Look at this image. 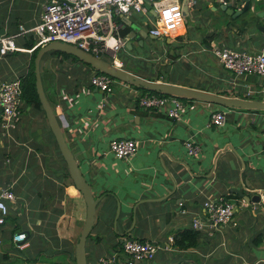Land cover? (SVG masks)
Here are the masks:
<instances>
[{
    "label": "crops",
    "instance_id": "1",
    "mask_svg": "<svg viewBox=\"0 0 264 264\" xmlns=\"http://www.w3.org/2000/svg\"><path fill=\"white\" fill-rule=\"evenodd\" d=\"M47 1L0 0V36L16 32L20 24L35 25ZM227 1L234 9L245 3ZM199 3L209 9L207 14L200 13ZM223 6L222 0H197L192 10L200 13L197 30L192 31L185 18L183 22L174 16L173 34L168 37L150 36L149 26L157 18L150 11L116 16L124 28L138 30L135 37H127L132 48L125 46L122 56L158 60L156 56L162 55L159 57L164 60L170 54L183 64L184 75L185 70L197 75L187 82L130 64L129 71L216 94L264 100V77H236L212 51L215 45L260 51L264 32L258 26H264V0L255 10L236 18ZM149 37L161 38L170 46L158 48ZM46 60L56 67L51 85L58 93L52 97V105L57 113L62 112L66 139L100 198L87 240L89 264H103L102 258L110 260L114 254L118 261L111 264H127L121 252L127 239L160 245L155 259L137 264H264V110L187 99L182 100V118L174 120L141 107L142 88L119 80L115 93L107 95L91 87L94 68L57 56ZM6 61L0 56V85L5 81ZM82 66L90 78L89 91L81 96ZM64 73L68 78L61 80ZM60 82H67L66 88L72 85L71 89L67 91ZM249 88L254 92L247 97ZM26 109L39 116L42 113L43 119L38 117L34 126L20 124L12 132L13 138L3 136L0 128V192L11 185L15 194V200L7 201L9 215L0 224V264H76L75 250L86 222L87 204L68 175L45 114ZM215 111L226 112L223 126L210 125ZM113 138L138 140L137 153L128 159L116 158L109 147ZM188 139L201 144L202 156L188 154L184 144ZM235 190L249 197L259 193L262 200L248 202ZM220 196L235 204L237 224L220 225L212 231L207 227L199 230L197 246L175 247V234L194 229L193 218L206 217L204 202ZM20 231L28 235L25 248L13 240Z\"/></svg>",
    "mask_w": 264,
    "mask_h": 264
},
{
    "label": "built area",
    "instance_id": "2",
    "mask_svg": "<svg viewBox=\"0 0 264 264\" xmlns=\"http://www.w3.org/2000/svg\"><path fill=\"white\" fill-rule=\"evenodd\" d=\"M222 2L229 3L227 0ZM182 3L183 0H48L35 25L27 27L20 24L16 32L0 36V56L16 51L32 53L50 42L59 40L80 47L100 58L108 56L112 59L110 61L112 64L124 68V61L119 58V54L125 48L127 39L119 34V29L123 25L118 23L116 16L147 14L149 10L146 4H150L159 15L155 23L151 21L150 35L168 37L173 34L170 29L174 25V16H178L184 22ZM196 4L197 0H189V12ZM27 36L33 38V46L30 49L22 48L19 44V39ZM212 51L223 67L236 77L245 75L264 77V47L260 51L251 52L247 49L215 45ZM119 80L94 68L90 84L103 93L112 95ZM253 92L254 90L249 88L246 96ZM22 94L20 78L3 81L0 85V128L3 136L13 138L12 132L20 126ZM138 102L141 107L165 114L174 120H180L185 109L181 98L164 94L145 92L139 95ZM61 114L62 112H58V117ZM226 120L225 111H215L211 115L210 125L220 127ZM184 144L189 155L195 158L202 156L203 148L197 141L188 139ZM138 145V140L134 138H113L109 147L116 158L128 159L137 153ZM9 200H15L11 185L4 187L0 192V224H4L6 216L9 215L7 204ZM204 211L205 219L193 218L192 225L196 230L208 227L212 231L220 225L237 224L234 219L235 204L224 196L207 199L204 202ZM13 240L20 248L28 246V235L25 231L17 232ZM159 248V244L149 240L127 239L122 242L121 252L126 257L127 264H137L155 259ZM117 256L114 254L110 260L102 258L101 261L103 264L115 263L118 261Z\"/></svg>",
    "mask_w": 264,
    "mask_h": 264
},
{
    "label": "water",
    "instance_id": "3",
    "mask_svg": "<svg viewBox=\"0 0 264 264\" xmlns=\"http://www.w3.org/2000/svg\"><path fill=\"white\" fill-rule=\"evenodd\" d=\"M244 2L245 3L243 7H241L240 9L232 8V4L229 3L224 4L223 9L227 12V14L236 18L245 12L255 10V7L260 4V0H244ZM146 8L154 16H159L158 13L153 8H151L150 4H146ZM181 10L182 15L184 17L189 14V0H183ZM123 20H125V18H123ZM258 29L264 32L263 25L258 26ZM137 33L138 30H135L133 28H124L122 26L119 29L120 36L126 39L127 37L129 39L135 37ZM144 35L149 34H147V32H144ZM126 46L132 48L131 40L126 43ZM53 50L71 54L79 58L81 61L90 64L93 68L97 69L98 71L109 74L117 79L128 82L132 85L143 87L144 89H147L149 91H156L164 95L175 96L178 98L206 100L216 104L224 105L226 107L264 110V100L246 99L241 97L221 95L177 83L158 81L151 78H146L141 74L131 72L125 68H119L112 64L109 60L97 57L92 53L81 49L80 47L59 40L50 42L45 46L39 48L35 57L37 92L42 103L43 109L45 111L51 131L54 134L59 150L68 166L71 178L75 183L76 188L79 189V191L83 194L84 200L87 204L86 222L75 250L76 264H89L87 257V240L97 218V206L99 204L100 198L95 196L92 186L83 174V171L76 159V156L66 139L60 119L53 105L49 101L45 90L43 75L41 71V63L45 54ZM235 191L239 192L248 202L253 200L255 202L260 203L262 200V196L259 193L255 197H249L239 190Z\"/></svg>",
    "mask_w": 264,
    "mask_h": 264
},
{
    "label": "trees",
    "instance_id": "4",
    "mask_svg": "<svg viewBox=\"0 0 264 264\" xmlns=\"http://www.w3.org/2000/svg\"><path fill=\"white\" fill-rule=\"evenodd\" d=\"M19 44L21 45L22 48L25 49H30L33 46V38L30 36L20 38L19 39ZM39 50V49H38ZM38 50L33 51L32 53L26 52V51H16L15 53L7 54L3 56V58L8 59L5 63L8 65V69L3 72L4 79L6 80H11L14 78H20L22 81V88H23V94H22V108H31L32 110L43 112L45 114V111L43 109L42 103L40 101L38 92H37V87H36V74H35V57L37 55ZM51 56H60L65 59H74L76 61H81L79 58L65 53L61 51H50L45 56L43 57L42 63H41V71L43 67V61H45L48 57ZM119 58L123 59L124 56L122 54H119ZM83 62V61H82ZM85 63V62H84ZM87 64V63H85ZM91 66L90 64H87ZM124 67L127 70H130L129 63L124 59ZM43 75V71H42ZM53 77V76H52ZM55 77V76H54ZM53 77V78H54ZM68 78V74L64 73V77L60 78L61 80H66ZM56 79V77H55ZM43 80L45 83L46 76L43 75ZM62 83V82H60ZM64 85L63 88L70 90L72 85L69 87H65L68 83L63 82ZM45 85V90L47 93V96L49 98V101L51 104L54 103L52 101V97L55 99L57 96V91L55 90L54 86L51 85V89L47 88L46 84ZM62 85L60 84V88ZM139 88L144 89L143 87L137 86ZM145 92H150V93H155L159 95H163L160 92L156 91H149L147 89H144ZM183 101H186V98H181ZM54 107V106H53ZM46 117V114H45ZM47 118V117H46ZM56 142V140H55ZM57 144V142H56ZM58 146V145H57ZM59 148V147H58ZM60 152V150H59ZM61 154V152H60ZM62 156V154H61ZM68 175L70 176L69 170H67ZM227 199V198H226ZM200 234L201 232L199 230L195 229H185L182 231H179L178 233L175 234L174 236V246L180 249H188L194 246H197L199 244V239H200Z\"/></svg>",
    "mask_w": 264,
    "mask_h": 264
},
{
    "label": "rangeland",
    "instance_id": "5",
    "mask_svg": "<svg viewBox=\"0 0 264 264\" xmlns=\"http://www.w3.org/2000/svg\"><path fill=\"white\" fill-rule=\"evenodd\" d=\"M199 6H202V4L199 3ZM203 12H205L207 14L209 12V9L203 8V6H202L200 13L203 14ZM200 13L197 10L196 11L194 10L193 12L190 10L189 14L185 17L188 27L190 29L193 28L192 31H196L197 30L196 27L200 23V18H199ZM149 39L152 40V44L154 46L158 47V48L164 49L165 47L168 48V46H170L168 43H165V41L163 39H161V38H156L155 39V38L149 37ZM161 45H163V46H161ZM165 50L167 51V49H165ZM159 56L162 57V55H157L156 56L158 58V60H154V59L149 60V59L144 58V57L137 58V57H135V56H133L131 54H127V55H124L123 60L125 59L130 65L135 66L137 69H139V68L149 69L153 73L165 74L166 76H175V78H178V79H181V80L187 81V82H192L193 81V77H195V75H197L196 72L192 73V71L185 70V69L184 70H185L186 74L184 75V73H183V64L182 63L179 64L178 62H175V60H173L174 58H170V54L165 56L164 60H162L163 57L160 58ZM103 58L106 59V60L112 61V59L110 57H108V56H103ZM80 62H82V61H80ZM166 62H169V63H166ZM82 63L85 64L84 62H82ZM85 65L87 67H90V68L92 67V66H89L87 64H85ZM83 66L81 68L82 71L80 70V72H81L80 85L82 86V89H83V93L81 94V96L85 95L84 93L89 91L87 80H89V78H90L89 72L86 69H83ZM52 69L56 70L55 64H54V67H52L51 65L48 64L47 60L43 61L42 71H43V75L46 76L45 84H46L47 88L49 89V91L51 89L52 74L54 73L52 71ZM67 93H69V92H67ZM31 114L32 113H30L29 110L23 109V111H22V121H21L20 124L25 126V127H29L31 124L34 126L38 122L37 121L38 117L39 118L42 117V119H43L42 113L40 114V116H39V114H32V115ZM59 118L62 121L61 122L62 123V127H63L64 132H65L66 131L65 128H64L65 127V119H64L63 116H60Z\"/></svg>",
    "mask_w": 264,
    "mask_h": 264
},
{
    "label": "bare ground",
    "instance_id": "6",
    "mask_svg": "<svg viewBox=\"0 0 264 264\" xmlns=\"http://www.w3.org/2000/svg\"><path fill=\"white\" fill-rule=\"evenodd\" d=\"M174 16V15H173Z\"/></svg>",
    "mask_w": 264,
    "mask_h": 264
}]
</instances>
